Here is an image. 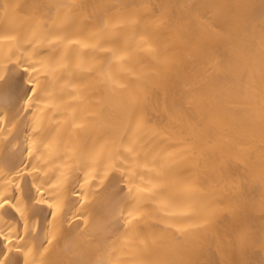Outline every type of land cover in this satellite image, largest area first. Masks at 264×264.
<instances>
[{
    "label": "snow or ice",
    "instance_id": "obj_1",
    "mask_svg": "<svg viewBox=\"0 0 264 264\" xmlns=\"http://www.w3.org/2000/svg\"><path fill=\"white\" fill-rule=\"evenodd\" d=\"M29 7L40 5L6 3L3 11L12 21L31 22ZM180 7L200 19L202 8L228 9L232 24H246L254 45L258 29V69L250 62L236 79L240 103L252 110L253 127L259 129L264 166V0L258 18L247 0ZM54 23L53 29L0 35V264H187L169 258L172 243L196 242L219 210L217 197L196 178L197 165L175 172L170 163L175 153L141 144L144 136L161 131L150 127L145 107L131 103L119 106L125 118L117 134L97 138L88 148L99 117L116 101H131L155 87L174 53L134 10L111 29L101 26L87 36L74 29L71 15ZM133 48L152 53V61L130 68ZM69 131L75 140L66 144ZM175 143L195 156L191 141L181 136ZM239 151L253 149L240 145ZM97 200L108 208L105 227L89 238L86 252L65 259L68 247L57 252L65 226L71 232L74 220L87 225L81 209Z\"/></svg>",
    "mask_w": 264,
    "mask_h": 264
},
{
    "label": "bare ground",
    "instance_id": "obj_2",
    "mask_svg": "<svg viewBox=\"0 0 264 264\" xmlns=\"http://www.w3.org/2000/svg\"><path fill=\"white\" fill-rule=\"evenodd\" d=\"M240 0H0V35L19 32L30 34L32 28L53 29L57 18L71 15L74 29L83 35L101 26L111 29L127 11L134 10L148 21L154 35L168 45L174 57L155 87L139 93L136 99L118 100L97 120L88 148L93 140L115 136L124 121L120 105L131 103L145 107L152 120L150 127L161 135L144 136L140 143L148 150L175 153L170 161L173 170L190 169L193 163L198 182L218 199V212L203 237L181 245L172 243L170 259L187 264H264V166L261 164V143L258 126L253 127L252 110L240 103L237 74L259 66V32L253 36L245 23L234 25L228 9L202 8L204 19L198 18L184 4L229 5ZM259 17L262 0H247ZM6 3L40 5L26 8L32 20L12 21L6 18ZM81 5L72 9L49 8L45 5ZM164 6V7H161ZM153 13H156L153 16ZM216 25L212 30L210 25ZM128 66L138 69L152 61L153 54L132 49ZM119 72V67L113 68ZM259 71L255 84L259 88ZM240 106H235V105ZM51 115V113L49 114ZM167 136V138H165ZM183 137L195 145L196 154L181 151L175 141ZM69 131L65 143L74 142ZM240 145H251V154L239 151ZM75 197H72L73 202ZM75 210V209H73ZM87 225L73 221L71 232L59 238L57 252L68 247L65 259L86 252L89 238L101 231L108 218V208L102 200L81 209ZM79 224L77 230L75 225ZM70 246V247H69ZM167 247V245H166Z\"/></svg>",
    "mask_w": 264,
    "mask_h": 264
}]
</instances>
